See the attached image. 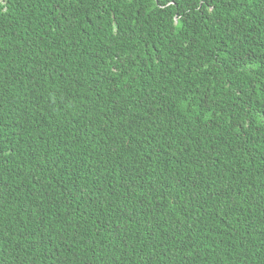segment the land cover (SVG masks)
<instances>
[{"label": "trees", "instance_id": "trees-1", "mask_svg": "<svg viewBox=\"0 0 264 264\" xmlns=\"http://www.w3.org/2000/svg\"><path fill=\"white\" fill-rule=\"evenodd\" d=\"M0 264H264V0H0Z\"/></svg>", "mask_w": 264, "mask_h": 264}]
</instances>
